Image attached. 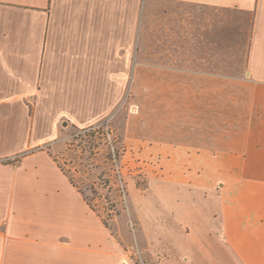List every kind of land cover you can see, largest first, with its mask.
Wrapping results in <instances>:
<instances>
[{
    "label": "crops",
    "instance_id": "crops-1",
    "mask_svg": "<svg viewBox=\"0 0 264 264\" xmlns=\"http://www.w3.org/2000/svg\"><path fill=\"white\" fill-rule=\"evenodd\" d=\"M235 40L231 74L217 57ZM129 83L162 168L140 215L153 258L264 264V0H0V264L112 259L51 151L66 124L118 111Z\"/></svg>",
    "mask_w": 264,
    "mask_h": 264
},
{
    "label": "rangeland",
    "instance_id": "rangeland-1",
    "mask_svg": "<svg viewBox=\"0 0 264 264\" xmlns=\"http://www.w3.org/2000/svg\"><path fill=\"white\" fill-rule=\"evenodd\" d=\"M232 44V56H219L217 61L236 74L244 41L235 40ZM143 47V41H137V63L140 64L145 62ZM132 94L129 83L118 111L97 125L63 126L51 154L84 194L90 210L106 224L116 249L106 264H159L148 250L140 215L144 213L145 201L159 195L162 168L159 156L153 158L157 161L154 164L145 157L143 100L139 98L134 103ZM82 129L86 133L79 132ZM150 176L154 177L156 189L152 193Z\"/></svg>",
    "mask_w": 264,
    "mask_h": 264
},
{
    "label": "trees",
    "instance_id": "trees-1",
    "mask_svg": "<svg viewBox=\"0 0 264 264\" xmlns=\"http://www.w3.org/2000/svg\"><path fill=\"white\" fill-rule=\"evenodd\" d=\"M79 132H81L82 134H84V133H86V130H85V129H82V131H79ZM79 135H81V134H79ZM61 169H62V168H61ZM65 175H66V174H65ZM68 179H69V178H68ZM69 181L71 182V184H72L74 187H76V186L72 183L71 179H69ZM76 188H77V187H76ZM77 190L81 193V191H80L78 188H77ZM81 195L83 196V198H84L85 202L87 203V205H89V203H88L86 197L84 196V194L81 193ZM103 224H104V226L107 228L106 224H105V223H103Z\"/></svg>",
    "mask_w": 264,
    "mask_h": 264
}]
</instances>
